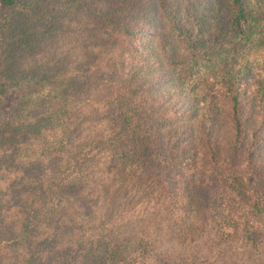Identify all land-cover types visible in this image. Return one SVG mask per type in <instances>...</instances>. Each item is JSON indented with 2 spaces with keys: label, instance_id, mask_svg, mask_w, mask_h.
I'll return each instance as SVG.
<instances>
[{
  "label": "trees",
  "instance_id": "16d2710c",
  "mask_svg": "<svg viewBox=\"0 0 264 264\" xmlns=\"http://www.w3.org/2000/svg\"><path fill=\"white\" fill-rule=\"evenodd\" d=\"M70 34L84 35L85 77L65 58L25 65ZM11 175L45 187L0 236L24 248L5 264H37L53 238L41 232L95 184L97 226L87 205L66 227L83 221L79 264L263 245L264 0H0V180Z\"/></svg>",
  "mask_w": 264,
  "mask_h": 264
},
{
  "label": "rangeland",
  "instance_id": "374dc122",
  "mask_svg": "<svg viewBox=\"0 0 264 264\" xmlns=\"http://www.w3.org/2000/svg\"><path fill=\"white\" fill-rule=\"evenodd\" d=\"M84 40L83 34L67 35L64 38H60L55 43L48 44V46L34 56V58H30L31 60L25 63V65L29 66L41 64L42 62L44 63L50 56H52L51 60L53 61L65 58L68 61L67 72L76 74L79 70L78 66L80 67L81 62L84 60L82 55V42ZM78 74L85 77L82 71H79ZM95 128L100 129V126L98 125ZM14 178L17 177L11 175L8 179L0 180V236L14 226H19V228H21L20 222L23 221L24 213H27L28 207L32 204V196L38 197L39 193L45 187L44 183L38 182L43 180H24L22 178H20L22 180H14ZM95 185L81 186L73 189L68 197L72 202L70 207L63 210V215L59 219H56L53 226H48L47 234L45 233V229L41 232L43 234L39 235L41 241L47 240L50 234H53V238H51L50 242L47 244L44 242V247L35 250L39 257L37 264H79L80 260L83 263L84 259L80 253L82 243L80 238L82 235L78 231V229L81 230L83 221H80V225L76 226L75 229L70 232L66 230V227L70 226L69 218H72L76 214L75 212L83 210L87 205L90 206V212H93L90 217V227L97 226L100 217L97 216L93 208L97 207L93 198L98 190ZM142 194L143 193L138 189H132L128 198L132 199L133 202H135L134 204H136L142 201L141 198L139 199ZM118 199H121V195H119ZM107 208L108 204L101 209L107 211ZM141 208H143L142 204H137L136 209L132 213L127 214V217H129L127 222H122V225L126 229H128L129 226H135L138 218L137 210ZM113 231L114 229H111L107 232L109 238L115 236ZM63 232H65L66 235H60ZM29 234H32V231H30ZM123 236L124 235L121 234L120 239L123 238ZM29 239L32 240V238ZM0 240L4 242V246L0 250V263H9L11 261L10 259L15 256V251L11 248L16 246L15 243H17V241L14 238L4 237H1ZM16 250L18 255H21L24 248L19 245ZM194 264H264V244L258 248H254L240 241L232 242L227 245L222 254V260H200Z\"/></svg>",
  "mask_w": 264,
  "mask_h": 264
}]
</instances>
